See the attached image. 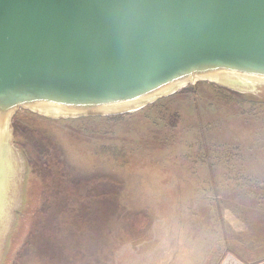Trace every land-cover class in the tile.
Segmentation results:
<instances>
[{
    "label": "rangeland",
    "instance_id": "rangeland-1",
    "mask_svg": "<svg viewBox=\"0 0 264 264\" xmlns=\"http://www.w3.org/2000/svg\"><path fill=\"white\" fill-rule=\"evenodd\" d=\"M11 126L0 264L264 259V86L198 81L109 115L20 108ZM24 144L43 169L31 177Z\"/></svg>",
    "mask_w": 264,
    "mask_h": 264
},
{
    "label": "water",
    "instance_id": "water-1",
    "mask_svg": "<svg viewBox=\"0 0 264 264\" xmlns=\"http://www.w3.org/2000/svg\"><path fill=\"white\" fill-rule=\"evenodd\" d=\"M198 81L264 86V0H0V222L17 109L125 113Z\"/></svg>",
    "mask_w": 264,
    "mask_h": 264
},
{
    "label": "trees",
    "instance_id": "trees-1",
    "mask_svg": "<svg viewBox=\"0 0 264 264\" xmlns=\"http://www.w3.org/2000/svg\"><path fill=\"white\" fill-rule=\"evenodd\" d=\"M233 92H235V91H233ZM239 94H242V93H239ZM25 133H26V132L21 131L20 134L22 135V137H26ZM15 137H16V136H15V131H14V139H15ZM28 139H29V138H28ZM15 141H16V139H15ZM24 146H25V150L23 151V153H24V155H25V158H26V161H27L28 170H29V175H30V177H31L32 174L35 175L36 172L43 171V169H42V167H41L40 165H38V164H39V161H38V155H36V151H34V153L31 152V151H28V150H30V149L26 148L27 146H26L25 144H24ZM36 147H37V149H38L39 151H40L41 149H43L42 146H41L40 144L36 145ZM39 173H41V172H39ZM22 216H23V215H22ZM22 219H23V218H20L19 224H17L16 229H15V232H16V233L18 232V235H19L20 233H22V234H23V237H24V231H23V227H22ZM23 222H24V221H23ZM23 237L20 239L19 244L17 245L18 248L21 247V245H22V243H23V241H24V238H23ZM14 256H15V255H14ZM14 256H13V257H14Z\"/></svg>",
    "mask_w": 264,
    "mask_h": 264
},
{
    "label": "flooded vegetation",
    "instance_id": "flooded-vegetation-1",
    "mask_svg": "<svg viewBox=\"0 0 264 264\" xmlns=\"http://www.w3.org/2000/svg\"><path fill=\"white\" fill-rule=\"evenodd\" d=\"M264 261V259L258 260L256 262L250 263V264H258L259 262Z\"/></svg>",
    "mask_w": 264,
    "mask_h": 264
}]
</instances>
